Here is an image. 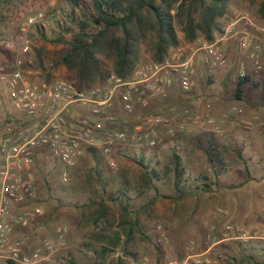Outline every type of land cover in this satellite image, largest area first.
<instances>
[{
  "label": "rangeland",
  "instance_id": "374dc122",
  "mask_svg": "<svg viewBox=\"0 0 264 264\" xmlns=\"http://www.w3.org/2000/svg\"><path fill=\"white\" fill-rule=\"evenodd\" d=\"M263 5L264 0H230L229 12L221 19V31L215 39H220L240 16L251 19L252 39L262 47V69H256L248 53L240 49L237 38L229 40L228 45L235 43L234 56L229 60L232 70L239 79L242 71L247 73L248 91L252 93L258 88L264 91ZM69 11L72 7L68 0H0V60L11 64L18 58L24 21L44 13L46 19L41 26L48 38L42 37L37 26L28 32L33 44L29 57L33 66L27 76L40 84L67 79V69L55 63L68 46L51 38L61 31L58 20L66 19L72 24L66 14ZM76 17H81L78 9ZM176 28L179 46L186 44L183 32L178 25ZM152 42L148 39L141 45L138 65L153 61ZM236 94L233 89L232 100H237ZM169 102L152 103L149 115L179 119L188 116L187 109L168 112ZM142 120L139 114L121 127H131ZM180 138L155 149L120 148L111 156L116 169L100 152L87 151L69 171L68 183L62 180V164L45 154L34 170L38 191L35 205L44 213L31 225L18 228L16 238L27 242L28 253L52 241L57 251L47 264H264L263 192L257 190L254 196L220 193L214 165L206 162L200 174H185L182 190L186 193L176 198L172 167L174 153L179 154L175 142ZM228 225L236 230L228 232ZM58 228L65 231L63 246L56 241ZM255 233L260 238H237ZM0 264L9 263L1 260Z\"/></svg>",
  "mask_w": 264,
  "mask_h": 264
},
{
  "label": "built area",
  "instance_id": "2783aa9c",
  "mask_svg": "<svg viewBox=\"0 0 264 264\" xmlns=\"http://www.w3.org/2000/svg\"><path fill=\"white\" fill-rule=\"evenodd\" d=\"M45 19L44 13L29 16L22 26L20 55L11 64L0 60V92L6 91L16 111L7 120L0 138V261L12 264H47L57 251L52 241H45L28 253L27 242L16 238L18 228L31 225L44 213L42 207L35 205L38 191L34 170L42 156L48 154L62 164V180L68 183L69 171L87 151L100 152L116 169L118 166L111 156L120 148L155 149L168 140L180 138L190 124L217 125L209 112L188 113L179 119L151 116L149 109L152 103L167 100L176 85L186 93L196 86L199 56L210 69L226 67L229 59L225 45L233 38L239 40L240 49L248 53L256 69H262V47L252 39L253 22L243 15L220 39L209 43L197 38L179 46L162 63L138 66L127 79L112 73L103 86L88 90H79L66 79L40 84L27 76L33 66L29 59L33 44L28 32ZM246 76L242 71L241 77ZM211 107L207 104L208 110ZM139 114L145 117L142 121L121 127ZM226 229L236 230L233 225ZM56 235L59 245H65L63 228H58ZM237 238L247 241L260 237L255 233Z\"/></svg>",
  "mask_w": 264,
  "mask_h": 264
},
{
  "label": "trees",
  "instance_id": "16d2710c",
  "mask_svg": "<svg viewBox=\"0 0 264 264\" xmlns=\"http://www.w3.org/2000/svg\"><path fill=\"white\" fill-rule=\"evenodd\" d=\"M68 1L72 11L66 14L72 24L66 19L58 20L61 31L57 33L55 30L51 40L68 46L55 66L65 67L70 74L66 80L79 90L103 86L112 73L129 78L140 66L141 45L148 39L153 41L152 62H164L180 45L176 25L183 32L185 42L202 38L212 43L221 31V19L230 7V0ZM77 9L81 12L80 19L76 17ZM37 27L42 37L48 38L44 27ZM67 33L71 34L70 38L66 37ZM249 80V76L240 77L237 100H242L243 86ZM210 162L214 165V172L219 174V165L214 159ZM172 172L178 193L176 198L180 199L186 193L182 190L186 178L177 152L173 155Z\"/></svg>",
  "mask_w": 264,
  "mask_h": 264
},
{
  "label": "crops",
  "instance_id": "0c3cea01",
  "mask_svg": "<svg viewBox=\"0 0 264 264\" xmlns=\"http://www.w3.org/2000/svg\"><path fill=\"white\" fill-rule=\"evenodd\" d=\"M234 48V41L225 45L229 60L234 56ZM197 68L196 86L186 93L176 85L167 99L170 101L168 112L176 113L183 109H187L191 115L209 112L217 121V125L206 128L190 124L180 140L175 142L185 174H200L203 164L211 163L210 159H214L221 169L219 174L214 172L220 193L252 196L255 191L261 190L264 198L263 89L249 92V84L246 82L242 100H232L231 93L233 89L237 90L240 81L232 70V60L226 67L210 69L203 57L199 56ZM0 93L1 138L7 120L16 111L6 91ZM202 95L207 98L200 97ZM209 103L212 105L210 110L207 109Z\"/></svg>",
  "mask_w": 264,
  "mask_h": 264
}]
</instances>
